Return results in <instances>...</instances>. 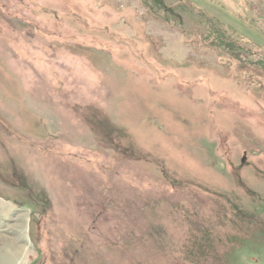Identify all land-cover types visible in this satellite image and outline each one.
<instances>
[{
	"label": "rangeland",
	"instance_id": "374dc122",
	"mask_svg": "<svg viewBox=\"0 0 264 264\" xmlns=\"http://www.w3.org/2000/svg\"><path fill=\"white\" fill-rule=\"evenodd\" d=\"M211 1L264 48V0ZM195 13L0 0V264H264V69Z\"/></svg>",
	"mask_w": 264,
	"mask_h": 264
},
{
	"label": "trees",
	"instance_id": "16d2710c",
	"mask_svg": "<svg viewBox=\"0 0 264 264\" xmlns=\"http://www.w3.org/2000/svg\"><path fill=\"white\" fill-rule=\"evenodd\" d=\"M176 2L178 4V9L196 12L195 14L199 20H197L196 26L191 29V32L197 34L198 30L196 27L198 25L204 26L206 28V33L201 34L204 44L215 47L219 52L228 56L230 55L231 58L238 59L241 62H246L251 58H255L256 62H258V66L264 69V48L262 49L259 43L239 33L234 27L222 20V18L217 17L215 13H212L201 6L193 5L188 8L183 5V0H176ZM226 5L229 7L227 3ZM220 8L229 10L233 16L242 21L247 20L250 24H252L250 20H248V15L240 16L230 7V9H226L224 7ZM259 33L264 39V31H259ZM245 46L248 48H245Z\"/></svg>",
	"mask_w": 264,
	"mask_h": 264
}]
</instances>
